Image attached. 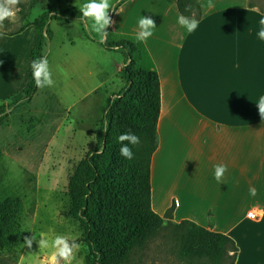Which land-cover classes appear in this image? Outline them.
<instances>
[{
    "label": "crops",
    "instance_id": "obj_1",
    "mask_svg": "<svg viewBox=\"0 0 264 264\" xmlns=\"http://www.w3.org/2000/svg\"><path fill=\"white\" fill-rule=\"evenodd\" d=\"M198 2L200 9L185 15L199 21L192 34L178 23V0H151L142 17L153 18L156 28L146 43L135 39L140 28L137 21L129 28L128 18L113 20L108 39L134 42L137 66L159 75L152 209L164 216L173 207L175 222L189 219L227 235L237 231L231 236L239 248L235 264H264V119L256 104L264 95V41L257 36L264 9L250 0H211L212 8L209 0ZM30 26L0 40V107L21 96L29 82L38 36ZM46 46L54 84L38 88L0 122V165L10 159L27 175L38 170L67 122L84 118L87 98L94 100L105 85V97L116 96L126 85L116 50L102 46L114 57L110 74L93 44L90 50L66 48L55 61ZM74 111L83 115L73 117L76 122ZM218 164L227 166L219 182ZM251 209L259 218L247 217Z\"/></svg>",
    "mask_w": 264,
    "mask_h": 264
},
{
    "label": "trees",
    "instance_id": "obj_2",
    "mask_svg": "<svg viewBox=\"0 0 264 264\" xmlns=\"http://www.w3.org/2000/svg\"><path fill=\"white\" fill-rule=\"evenodd\" d=\"M193 5L200 9L198 0H178L179 9L184 15L192 12L189 9ZM53 19L84 18L80 7L71 5L65 9L47 11L18 30L8 32L13 35L27 26H36L38 36L31 51L32 62L41 57L47 58L44 49L46 41L51 38L50 21ZM100 42L109 50L118 46L130 47L127 62L121 70L126 85L114 98H109L98 131L99 146L89 151L81 160L72 178L70 213L84 226L82 241L90 249L88 264H126L133 251L147 248L163 229L165 219L172 220L173 217V207L162 216L151 206L150 168L151 158L158 144L160 80L156 71L137 66L134 59L137 46L134 42L127 39L110 41L108 38ZM37 90L32 70L23 94L9 106L0 107V122L16 107L31 101ZM137 94L142 96L140 104ZM127 132L137 135L140 142L135 146L124 142L133 152L130 167L125 172L123 156L120 154L122 145L118 137ZM141 163H146L147 170L135 199V194L128 193L127 184L132 181L134 170ZM174 224L181 232L182 256L208 258L214 263H220L225 258L235 261L239 248L229 235L189 219ZM0 244L16 245L2 231Z\"/></svg>",
    "mask_w": 264,
    "mask_h": 264
},
{
    "label": "rangeland",
    "instance_id": "obj_3",
    "mask_svg": "<svg viewBox=\"0 0 264 264\" xmlns=\"http://www.w3.org/2000/svg\"><path fill=\"white\" fill-rule=\"evenodd\" d=\"M128 1L110 0V5L114 6L115 10L110 7L109 15L118 24L128 18V27L133 29V26L141 19L143 12L151 6V0ZM250 1L264 9V0ZM87 2L89 0H21L18 5L20 11L17 12L15 20L4 21V27L0 29V33H3L0 35V40L9 39L5 37L10 35L8 32L18 30L28 21L40 18L47 11L65 9L71 5L81 7ZM194 10H199V7L193 5L189 9V11ZM134 21L137 22L132 25ZM90 23L91 21L85 19L51 20V38L46 41V45L51 49L50 61H55V58L62 55V51L66 48L90 50L89 44H93L99 47L100 61L110 66L109 73L112 74L111 67L114 57L111 54H105L100 42L102 39L91 30ZM30 27L33 29L32 25ZM106 31L108 35L105 39L110 34L109 28ZM111 35L119 36L118 33H111ZM113 50L117 51L115 53L117 60L123 58V67L127 62L130 47L118 46ZM119 73L121 76L122 72ZM103 80L100 79V82L102 83ZM107 89L108 85L102 86L94 100L87 98L84 103L82 102L81 106H85L88 110L86 114L84 113V118L78 120L76 124L67 122L65 127L59 131L38 170L27 175V171L20 168L18 163L10 159L1 160L0 231L12 238L16 245L0 244V264H19L21 256L24 257V264H52L54 249L51 246L47 249L39 247L41 234L49 241L57 235L67 237L70 242L75 241L80 247L74 249L71 264H88L90 249L87 243L82 241L85 235L84 226L70 213L72 203L70 184L81 160L89 151L99 146L97 136L107 101L115 97L106 98L105 96L110 91ZM137 97H139L138 103L140 104L142 96L137 94ZM75 111L72 120L83 116L76 115ZM130 163L129 159L123 157L122 165L125 172L127 167H130ZM146 170V163L139 164L134 170L132 181L127 184L128 193L135 194V199ZM171 221L173 220L165 219L163 229L153 238L148 247L137 248L133 251L126 264H235V261L228 258L220 263H214L208 258L182 256L180 254L181 232L176 228L175 221ZM32 235H35L36 239L29 248L24 243V238ZM57 264H66V262L58 259Z\"/></svg>",
    "mask_w": 264,
    "mask_h": 264
},
{
    "label": "clouds",
    "instance_id": "obj_4",
    "mask_svg": "<svg viewBox=\"0 0 264 264\" xmlns=\"http://www.w3.org/2000/svg\"><path fill=\"white\" fill-rule=\"evenodd\" d=\"M20 3L21 0H0V29L4 27L5 20H15L17 12L20 11L18 7ZM110 7L112 10H115L114 6L110 5V0H89V2L83 4L80 7L82 17L87 21H91L89 27L92 31L99 35L102 40L108 35L106 29L114 23L111 16L109 15ZM208 7H214L211 0H209ZM178 23L181 27L186 29L188 34L194 33L199 26V21L197 19L194 17H186L183 14L178 16ZM138 25L140 31L136 34L135 39L138 42L146 43L148 38L153 35V30L156 28V22L151 17L143 16L138 21ZM259 25L260 28L257 31V36L260 40L264 41V18L259 20ZM2 34L3 33H0V35ZM31 67L33 70V78L38 88H44L46 86L51 87L54 84L51 72L49 70V62L47 58L41 57L38 60H34L31 64ZM256 104L261 118L264 119V95L260 96ZM106 130L107 129L105 128V131ZM118 140L122 145L120 148V154L126 159L131 160L133 158V152L128 144H125L124 142L127 141L129 144L135 146L140 142L139 137L132 132H127L121 134L118 137ZM226 170V165H216L215 179L218 182L222 179ZM250 194L252 196H256L257 189L254 187L251 188ZM178 203L179 202L177 201V204ZM249 215H251V213ZM35 239V235L27 236L24 238V243L27 245V247L31 248ZM50 246L54 249L52 252V264H57L58 259H62L66 262V264H71L74 249H78L80 247V245L75 241L70 242L69 239L63 235H57L53 240L49 241L48 239L44 238L43 234H41V238L39 239V247L41 249H47ZM19 264H24L23 256H21Z\"/></svg>",
    "mask_w": 264,
    "mask_h": 264
},
{
    "label": "built area",
    "instance_id": "obj_5",
    "mask_svg": "<svg viewBox=\"0 0 264 264\" xmlns=\"http://www.w3.org/2000/svg\"><path fill=\"white\" fill-rule=\"evenodd\" d=\"M250 213H251V215H249ZM259 216H260V213L256 209H251L247 212V217L250 219H257V218H259ZM238 227L240 228V225H238ZM235 232H237V231H233L229 236H233L235 234Z\"/></svg>",
    "mask_w": 264,
    "mask_h": 264
}]
</instances>
